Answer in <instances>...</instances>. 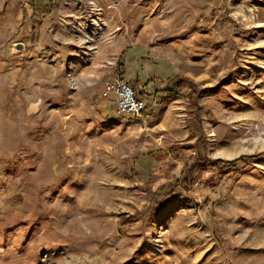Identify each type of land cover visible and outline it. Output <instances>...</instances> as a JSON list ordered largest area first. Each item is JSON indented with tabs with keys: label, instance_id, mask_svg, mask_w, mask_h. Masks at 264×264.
I'll use <instances>...</instances> for the list:
<instances>
[{
	"label": "rangeland",
	"instance_id": "rangeland-1",
	"mask_svg": "<svg viewBox=\"0 0 264 264\" xmlns=\"http://www.w3.org/2000/svg\"><path fill=\"white\" fill-rule=\"evenodd\" d=\"M39 1L0 0V264H264V0Z\"/></svg>",
	"mask_w": 264,
	"mask_h": 264
},
{
	"label": "built area",
	"instance_id": "built-area-1",
	"mask_svg": "<svg viewBox=\"0 0 264 264\" xmlns=\"http://www.w3.org/2000/svg\"><path fill=\"white\" fill-rule=\"evenodd\" d=\"M110 93L115 95L118 112L138 115L143 111L145 106L143 99L136 95L135 89L126 79L107 80L101 94L103 97H108Z\"/></svg>",
	"mask_w": 264,
	"mask_h": 264
},
{
	"label": "trees",
	"instance_id": "trees-1",
	"mask_svg": "<svg viewBox=\"0 0 264 264\" xmlns=\"http://www.w3.org/2000/svg\"><path fill=\"white\" fill-rule=\"evenodd\" d=\"M136 81H137V79L134 80L133 83L136 82ZM185 85H187V87L189 88L188 93H190V95L191 94H193L194 96L197 95L196 94L197 93L196 84L192 80H190L188 77H184L182 75L177 76L176 81L173 82V85L171 87H163L161 89H157L156 92H159L161 94L162 98L175 99V98L181 97L180 90ZM139 93L145 94V90L144 89H140ZM260 154L261 153H257V154L251 155V159L256 157V156H258V155H260ZM241 158H243V157L239 156V157H237L235 159H232V160H224V159H221V158H210L208 156H199L194 161H195V163H204L205 165H207L213 171L220 172L226 166H228L230 164H234L237 160H239ZM189 176L191 178V175H189ZM189 180L190 181L188 182V184L193 182V180H191V179H189Z\"/></svg>",
	"mask_w": 264,
	"mask_h": 264
},
{
	"label": "crops",
	"instance_id": "crops-1",
	"mask_svg": "<svg viewBox=\"0 0 264 264\" xmlns=\"http://www.w3.org/2000/svg\"><path fill=\"white\" fill-rule=\"evenodd\" d=\"M25 1L27 2V1H29V0H25ZM35 2H37V1H35ZM43 4H44V2H43L42 0H40L38 3L34 4V7H35V8L43 7ZM69 11H70V14H71L70 17H72V15H76L75 12L73 13L72 8H70ZM35 12H38L37 9H36ZM43 13H44V12H43ZM65 13H66V12H62V11H60L59 15H60V16H63ZM73 26H74V24H73ZM76 28H77V27H72L71 24H70L69 27H66V26L62 25V26L57 27V28H55V29H76Z\"/></svg>",
	"mask_w": 264,
	"mask_h": 264
},
{
	"label": "water",
	"instance_id": "water-1",
	"mask_svg": "<svg viewBox=\"0 0 264 264\" xmlns=\"http://www.w3.org/2000/svg\"><path fill=\"white\" fill-rule=\"evenodd\" d=\"M12 49L14 52H19L23 49V43L22 42H16L13 44Z\"/></svg>",
	"mask_w": 264,
	"mask_h": 264
}]
</instances>
